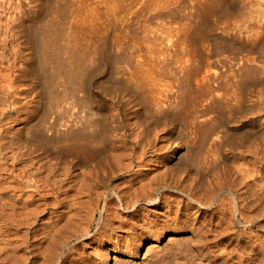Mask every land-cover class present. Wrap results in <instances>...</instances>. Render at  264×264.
I'll return each mask as SVG.
<instances>
[{
    "label": "bare ground",
    "instance_id": "bare-ground-1",
    "mask_svg": "<svg viewBox=\"0 0 264 264\" xmlns=\"http://www.w3.org/2000/svg\"><path fill=\"white\" fill-rule=\"evenodd\" d=\"M20 3L19 6L21 5ZM13 18L14 16H12V19ZM15 18L14 21L16 20ZM19 20L16 21L19 22ZM14 21H12V26L15 24L13 23ZM20 22L19 24H21ZM16 24L17 26L19 25L18 23ZM29 37L32 41L31 47L36 52L35 58L33 56V61L26 57V55L17 54L18 56L15 59L17 64L12 65V69H8V66L6 69L0 68V103L5 105V102H7V107L13 109L12 111H14L15 114V117L11 116L13 114L7 117V109L0 108V254L1 250L5 249L12 240L18 239L20 242L19 246L23 245V247H28L29 251L31 250L26 254V257H22L24 259H22V261L23 263L25 262V264L29 259V262H31L30 264H138L137 259L141 258V262L145 263L152 253L155 254V251L159 250V242L163 239L166 240L168 245L177 244L179 241L178 239H180L179 235L185 233L188 229H184L183 226L169 231L162 227H160L161 229L153 228V223L155 222L152 220L154 218L156 219V217L152 220H150V217V221H147V218L144 217L145 215L141 217L140 214L142 212H138L140 209H138L139 203L143 201L146 207L155 206L160 208L167 202L169 194L167 197L165 194L168 192L177 193L186 201L192 203L191 205H195V209L197 208L195 212H198L199 209L202 208L212 207L211 205L215 201L217 202V199L220 196L216 191L218 188L216 181V187H211L213 186V183L207 188L205 187L206 193H203H205L204 195L207 194L206 196H202L198 193L202 180H206L200 177V173V175L197 176L196 170L195 176H193L195 168L191 169V165H194L197 159L194 157L191 158L193 153L190 150L186 151L187 155L185 154L183 156L184 158L181 157V146H176L177 134L182 132L178 130V122L179 124H182V127L185 129L184 131L188 130L191 134H196L198 131L201 133L200 138H198L200 141L198 142H200L199 146L202 148L209 142L214 132V129H211L210 127V129L207 128L202 130V122L203 124L204 121L206 123L209 114L214 111V107H220L219 105L217 107V100L222 101L225 99L228 103L226 107V109L228 108V111L225 110V112H231V114H228L232 116V118L230 117L232 120L230 122L228 120L230 125L228 124L225 129L230 136L226 141L222 138L223 136L220 137V139L222 138L224 141L222 139L219 141L218 136V138L211 139L212 141L210 144L212 145L213 143L212 146L214 149L216 151L219 150L218 154L219 152L221 153V155H219L222 156L221 162L223 160L225 164L224 167L227 165L228 159L230 158L225 152V146L230 147L229 153L231 155H233V151L239 147H246L245 149L251 153L256 151V149L251 151L249 149L250 146L247 148V144L253 140L251 138L254 136H250V129H260L259 126L264 124V119H262V121H258L261 123L260 125H255L258 122L254 119V116L252 117V115L264 111V108H261V105H264L261 100V93H259V96L257 95L258 98H251L253 100L250 101L248 98L250 96L247 95L248 93L243 94L242 92L238 93V91L236 93V89L235 92H233L234 90L231 91V88L233 89L235 86L239 89L246 85V78L240 76V74H242V71L248 78L247 75L250 73L246 63L250 64L251 59L248 62L246 59L242 58H239V61L234 59L235 61L230 65V69L232 70L230 71L229 69L228 73L229 63H220L222 66L224 64V66L227 65L226 67H228L227 69L220 68L221 72L218 71V68H216L217 70L213 69L214 71L212 70L213 72H210L209 69L211 66L207 69L208 67L206 68V66L208 65L206 64V66H203L204 62H198L197 60L193 62L188 59H177V57H175L176 59H170L168 56L162 57V48V51L159 53V50L157 51L158 54L156 55H158V57L154 55V59L151 57V60H145L146 58L144 59V57L143 60H130V58H125L124 60L121 59L120 55V58L117 57V55L115 57L110 55L111 57H109L108 60L109 63H111V67L110 72L108 73L109 76H107L108 79L111 78L112 81L110 80V82H107V85L105 84L106 86L103 88L101 87L108 100L107 105L106 103L105 105H102L99 104L100 102L94 103V98L89 89V78H92L90 75L94 72L95 63L91 64L89 61L78 60L76 55L74 56L73 54V56L77 58V60L74 58L76 62L73 61V64H70L71 68H68L69 70L64 68L65 70H68L66 82L69 85V88L68 91L66 90L68 92L67 94L65 90H61L65 88H62L63 82H56V74H50L51 71L49 74L45 73L48 70L46 65L48 63L53 64L51 69L55 66L56 70H62L64 67V62L62 60L63 57L60 59L57 52L51 53V51L48 50L49 47L47 43L45 46L43 45L41 51L39 38L41 39L42 37L39 33L30 31ZM44 41L46 42L47 40L44 39ZM44 41L40 43L44 44ZM32 48L30 49L32 50ZM154 48L155 47L153 46V49ZM44 49L47 50L45 51ZM21 51L22 50L19 52ZM29 52L27 50V55H29ZM38 52L43 56L44 62L42 61L41 64H38L40 59L37 61ZM171 53H173V50ZM64 69L62 71L63 74L66 73ZM254 69L257 70L258 68L255 67ZM29 71H38L37 77L44 86V89L46 85H50L54 80L56 82L54 86H61L60 91L58 90L56 92L57 89L55 90L56 93L53 96L54 101L51 100V105L53 107L52 110L54 112L53 118H51L52 116L50 117L52 120H45L48 115L47 109L51 106L49 103L50 106L48 105L47 108H43L39 122L40 129L34 133V136L36 135V137H34L35 139L40 140L41 138L51 147L49 150L48 148H42L43 150H41V153H37L36 150L33 149V146L30 147L31 144H29L28 147L26 146L27 144L24 145L27 141H25L24 136L22 135L23 133L21 134L16 127V131H14L15 128L8 131V134L12 133V135H9L10 138H7V119L9 122L13 120H20L21 122V119L23 118L22 116H19V113L21 112V105L26 104L27 101L24 98L23 100L25 101L20 99L22 104H20L21 102H18L19 99L16 96L19 95V89L16 84ZM59 73H61V71ZM255 75H257V72ZM238 76H240L239 78H242V80L240 79L235 83L234 81L238 80L235 78ZM228 77L233 79L231 80L233 81L232 83H228L230 79ZM247 82H249V80ZM99 91L101 92V90ZM22 93H25V91H22L20 95H22ZM80 94H82V96H80ZM67 100L71 102L70 106L72 107H68L69 105H67L68 110L71 108L73 111V114L70 116V112L66 114V108H64L66 105L63 104L64 102L68 104L69 102ZM29 104L31 103L28 102V105ZM82 107L84 109H82ZM80 108L84 110L83 112L85 113L84 114L80 111V113L84 115L82 116L83 118L78 116L81 115L78 112ZM124 119L126 120L125 123L123 122ZM22 120L26 121V119ZM161 126L163 127L160 129ZM31 134L32 133H30V135ZM182 134L185 135L184 132ZM19 138L23 140V144H20L21 148H25V153H22V155L24 156L26 154V157L24 156L25 158H27V155L29 156V165H23L25 167L24 171L21 170L23 169L21 168L23 166H20L19 168L21 172L7 171V155L5 153L7 152V146L12 145L14 148L13 144L21 141H19ZM216 139L219 142H217ZM21 150L19 149L17 153ZM239 151L240 150L238 149L236 153H239ZM244 151L247 152L246 150ZM255 154L256 153L254 152V155ZM258 156L255 155L254 157L257 159ZM209 157H211V155ZM262 157L264 156H261V158ZM193 158L196 161L193 160ZM205 159H208V157H205ZM233 168H235V166ZM224 169H221L222 175L225 178H232L230 175L231 171L230 173L226 171L224 172ZM245 169L243 167L239 169L241 174L239 172L237 173H239L240 176H237V173H234L236 177L233 175L235 180L234 182L231 181V185H234V188L236 189H234L236 191L235 193H241V191L244 189L246 190V187L248 186L245 177L248 176L249 171H247L248 169ZM112 180H114V183ZM224 188V192L230 195L232 194L230 192L232 189L229 191V188L231 187L227 186ZM225 201H227V199ZM186 204L188 205L187 202ZM150 210L153 209L150 208ZM177 211H179V208ZM144 212L146 213L147 211ZM161 214L163 213H160V215ZM256 214L254 213L255 216ZM96 215H98L97 220ZM161 217H163V215ZM164 217L168 216L165 215ZM164 217L163 219H165ZM181 219L180 221H182ZM193 231H190V233L195 235L196 230ZM8 239L10 242L7 241ZM14 241L16 242L17 240ZM198 241L199 240L197 239L195 242ZM17 244L18 243H15V246ZM77 246L78 248H82V251L72 259V256L74 255L73 252L75 251L74 249L75 247L77 248ZM10 248H8V251H14ZM12 254L13 253L11 252V255ZM8 255L10 256V254ZM7 257L8 256L5 258ZM18 260H21V257L20 259L18 258Z\"/></svg>",
    "mask_w": 264,
    "mask_h": 264
},
{
    "label": "rangeland",
    "instance_id": "rangeland-1",
    "mask_svg": "<svg viewBox=\"0 0 264 264\" xmlns=\"http://www.w3.org/2000/svg\"><path fill=\"white\" fill-rule=\"evenodd\" d=\"M20 1L19 0H10V1L0 0V58H1L0 68L6 69L8 66V69H12V65L17 64L15 61L16 57L20 54L26 55V57H28L29 59H31V61H33V56L35 58L36 52L31 47L32 41L29 39L30 38L29 33L30 31L37 32L41 35L42 37L41 39L43 41L44 39L47 40L46 42L44 41V44L43 43L41 44L40 42H43V41L39 38V45L41 46V51H42L43 45L45 46L47 43L49 47L48 50H50L51 53L57 52L60 59H62L63 57L62 59L64 62L63 69L64 68L70 69L71 68L70 64H73V61H75V59L77 60V58L78 60H82V61L84 60L86 62L89 61L91 64L95 63L94 70H93L94 72L90 75V77L92 78H89L90 79L89 89L94 98V103L100 102L99 104L105 105L106 103L107 105L108 103L107 96L102 91V88L106 86L107 82H110L111 80V78L108 79V76H109L108 73L110 72V67H111V63H109V60H108V58L111 57L110 55H112V57H115L116 55L117 57H119L120 55L121 59H124V60L125 58L126 59L130 58V60L131 59L143 60V57L144 59L146 58L145 60H151V57L153 59H154V55L158 57V55L156 54H158L160 51L163 50L162 51L163 54L161 55L162 57L168 56V58L170 59H176L175 57H177V59H188L193 62H195V60H197L198 62H202V63L204 62L203 66H206L207 64L208 65L206 66V68L208 67L207 69H209V67L211 66L209 69L210 72L217 70L216 68H218L219 69L218 71L221 72L220 68L227 69L229 67L227 71L228 73H229L230 65L235 60L239 61V58H242V59H246L248 62L251 59L250 64L246 63L249 68L248 70L250 73V74L248 73L249 75L247 74L246 75L250 79H248L245 76V74H243V72L240 70L242 73L240 74V76H244V78H246V85H245L246 87L244 86L245 88L240 87L239 89H237L238 87L235 86V88L233 89L231 88V91L234 90L233 92H235V89H236V93L237 91L238 93L242 92L243 94L248 93L247 95L250 96L248 97L250 101L258 98V96L260 95L259 93H261L262 99L260 97L259 98L262 100V103H264V63H262L264 62V0H158V1L156 0H47V1L46 0H37V1L36 0H27V1L20 0ZM19 3L21 4L20 6H19ZM83 5H85L86 7ZM18 7L19 8L21 7V8L19 9ZM12 16H14V18L18 17V18H15L17 21L20 18L21 22L20 20L19 22L21 24H19V22H17L16 20L14 21V18L12 19ZM11 20L14 21L13 23H15L13 24L14 27L12 26ZM16 23H18L19 25L17 26ZM130 26H133V27H130ZM135 33H137L138 35ZM153 46L155 47L154 49H153ZM156 47L159 49H157ZM30 48H32V50ZM18 50L19 51L22 50V51L19 52ZM27 50L28 52L31 50L28 53L29 55H27ZM44 50L46 51L47 49H44ZM172 50H173V53H171ZM38 53H39L38 54L39 58L37 57V61H39L40 59L38 64H41L43 61V56L42 54H40V52ZM125 53H126V56H125ZM73 54L74 56L76 55L77 58H75ZM199 58H200V61H199ZM221 62H223L224 64L229 63L228 67H226L227 65L224 66L223 63H222L223 64L222 66L220 64ZM217 64L221 67H219ZM46 65L49 71L47 70V72L45 73L49 74V72L51 71L50 74H53V75L56 74V77H55L56 82L57 81L63 82L62 88L63 87L65 88L61 89L60 88L61 86L59 87L54 86L56 84L54 80L55 83L52 82L50 85H46L44 89V86L42 85L41 81H39V78L37 77L38 71L27 72L25 76H23L19 80V82L16 84V86L19 89V93H18L19 95L17 94L18 96H16L19 99V100L17 99L18 102L19 103L21 102L20 104H22V101H25L23 100L24 98L27 101L26 104L21 105L22 113L21 112L19 113L20 114L19 116L23 117V118L22 117H19V118L26 119V121L21 119V122L20 120L19 121L13 120L9 122L7 119V135H8L7 138H10L9 135H12V133L8 134V131L16 127L17 130L19 129V132H21V134L23 133L22 135L24 136L25 141H27L24 143V145L27 144L26 146L28 147L29 144H31L30 147L33 146V149H35L37 153H41L42 152L41 150H43L42 148H46V149L48 148V150L51 149V147L48 146V143L43 141L41 138L40 140L34 138L36 137V135L34 136V133H36L37 130L40 129L39 122H40V117L43 112V108L44 107L47 108L49 103L51 105V100L54 101L53 96L58 90L59 91L60 89L65 90V92L68 94L67 91L69 88V85L66 82L67 71L69 69L68 70L64 69L66 73L63 74L62 73L63 69L62 70L59 69L61 71V73H59L60 71L56 70L55 66L53 68L55 71L51 69L53 67V64L48 63ZM255 67L258 69L257 70L254 69ZM95 68L97 72L95 71ZM231 70L232 69H230V71ZM256 72H257V75H255ZM240 76L235 78V79H238L234 81L235 83H237V81H239L240 79L242 80V78H239ZM231 80L233 79L230 78L228 83H232L233 81ZM248 80L249 82H247ZM99 90H101V92ZM22 91H25V93H22V95H20ZM80 96H82V94H80ZM67 101L69 102V100ZM28 102L31 104L28 105ZM217 102H218L217 107L219 105L221 107L219 108L222 110L214 107L213 108L214 111L212 110L213 112L209 114L210 118L208 117L207 120L205 119L206 123L204 120H202L204 121V124L201 121L202 130L207 129L209 127L211 129H214L212 138H210L209 142L205 144L202 148H200L199 146L200 142H198L200 141V139L198 138H200L201 133H199L198 131V133L196 132V134H193V133L191 134V132H188V130L184 131L185 130L184 127H182V124L181 123L179 124L178 122V125H179L178 130L182 132H180V134H177L178 138L176 137V140L178 142L176 141V146L177 145L181 146V152H180L182 155L181 157H183L185 154L187 155L186 151L190 150L193 153L192 154L193 156L191 155V158L194 157L199 162L198 163L193 158V160L196 161V162L194 161L195 162L194 165H191L193 167V168L191 167V169L195 168L194 171L192 170L194 172L193 176H195V172L197 171L198 174L196 172V175L197 176H199L200 174L204 175L205 177L201 175L200 177L204 178V180H206L207 182L202 180L198 193L201 194L202 196H206L207 194L204 195L206 193L205 192L206 188L212 185L213 183V186L211 187H216V185L218 184L217 185L218 188L216 189V191L219 193L220 197L217 199V202L215 201L211 205L212 207L199 209L198 212L197 211L195 212V210L197 209V208L195 209L196 207L195 205H191L192 203H189L181 195L179 196V194L177 193L175 194L174 192H170V193L168 192L167 194H165L166 197L169 194L168 196L169 198L167 199V202L164 203L160 208H157L155 206L146 207L144 205V202L141 201L139 203L138 209L139 208L140 209L138 212L139 213L142 212L140 216L143 217L145 215L144 217L147 218V221H150L154 217H156V219L154 218L152 220L153 222H155L153 223V228L162 227L165 230L169 231L177 227L179 228L180 226H183L184 229H188V230H186L185 233H182L179 235L180 239H178L179 241L177 240L178 241V243L176 242L177 244L168 245V243H166V240L162 238L163 240L159 242V246H158L159 250L155 251V254L152 253V255L149 256V258L146 260L145 263L141 262L142 261L141 258L137 259L138 264H142V263L143 264H156L158 262H159L158 264H217V263L218 264H260L261 262L264 263V229H262L264 228V176H262L264 175V162H261V161H264V157L261 158V156H264L262 155L264 154V124L259 123L260 120L262 121V119H264V111L260 112L259 114L256 113L257 115L256 114L252 115V117L254 116V119L257 122L259 121L255 125L257 126L258 124L259 125L261 124V125L259 126L260 129L258 128H254L253 130L250 129V136L252 135L254 136H252L253 138H251L253 140L249 142L250 145L247 144V148H249L250 146L249 149L251 151H254V149H256V151H254L256 153L255 155L257 156L259 155L257 159L256 157H254L255 156L254 152H252L253 153L252 155L250 151L245 149L246 147H243L244 149L240 147L238 148L240 150L239 151L240 154L236 153L238 151V149L236 148L235 151H233V155L235 156L234 157L233 155L229 153L230 147L225 146L224 148L226 150L225 152L227 153V155H229L230 158L228 159L227 165L224 167L225 164L223 160L221 162V159H222V156H220L221 153L219 152L220 154L219 155L218 154L219 150L216 151L214 147L212 146L213 143L212 145L210 143L213 140V138H218V136H219L218 138L219 141H221L222 138L225 139V141L229 138L230 134H228V132H226L225 129H226V126L229 124L228 120L229 122L232 120L231 119L232 116H230L231 112H225V110L228 111V108L226 109L228 103L225 99L222 101L217 100ZM70 103L71 102H69L68 104H66L65 102L63 103L64 105H66L64 107L66 108L65 109L66 114H68L69 112L71 113V114L69 113V116L73 114ZM0 105H1L0 108L7 109V112H8L7 117L11 114H13L11 116L15 117L14 111H12L13 109H10L9 107H7V102H5V105L3 103H0ZM67 105H69L68 107H71L70 108L71 110L70 109L68 110ZM262 106L264 105H261V108H264ZM52 109H53L52 105L50 106V108L47 109L48 115L46 116L45 120H52L50 119L51 116H52L51 118H53L54 116V112ZM82 109L84 108L82 107ZM82 109L80 108L78 112L79 113L80 111L83 112L84 110ZM212 113L216 115H213ZM224 113H226L227 115ZM80 114L81 115H78V116L80 117L84 116L82 115V113ZM228 117L229 118L231 117V118L229 119ZM125 121L126 120L124 119L123 122L125 123ZM10 125L12 126V128ZM111 125H115V124H111ZM162 127L163 126H161L160 129ZM16 128L14 131H16ZM183 132L185 135L182 134ZM30 133L32 134L30 135ZM220 137L222 138L220 139ZM20 140L21 139L19 138V141ZM20 142H15V144H13L14 148L18 147V148H15L16 150L13 148L12 145L7 146V150H6L7 152H5L7 155V156L5 155L7 159V171L10 170L14 172H21L19 168L20 166L29 165L28 164L29 156L27 155V158H25L26 154L24 155L25 157L22 155V153H25L24 152L25 148L23 147L24 149L23 150L20 146V144H23L22 143L23 140H21ZM16 143H18L19 145ZM19 149L20 150L22 149V150L19 153H17ZM244 150H246L247 152H245ZM207 151L209 152V154ZM210 155L213 158L209 157ZM204 156L208 157L209 160L205 159ZM11 159H12V164H11ZM24 166L21 167L23 168L21 169L23 171L25 170ZM234 166L235 168H233ZM242 167L244 169L246 168L245 170L248 169L247 170L249 171L248 176L249 175L251 176V173H252L253 177L252 176H251L252 178L250 176L245 177L247 179L245 181L248 183L246 190L245 189L242 190L243 192L241 191V193H235L236 189L234 188V185L233 186L231 185L232 184L231 181L234 182L236 175L240 176L239 169H241ZM221 169L222 170L224 169V172L226 171L230 173L231 171L230 175L232 176V178L230 177L225 178L221 173ZM234 173H237V174L235 175ZM233 175L235 177H233ZM221 180H224V181H221ZM112 181L114 183V180ZM215 181L217 182V184ZM227 186L231 187L229 188V191L232 189L230 192L233 194V197H232V194L230 195L224 192L225 190L224 187H227ZM226 199L227 201H225ZM186 202L188 203V205L186 204ZM150 208H152L153 210H150ZM178 208L180 212L177 211ZM223 208H224V212H223ZM144 211H147V212L145 213ZM160 213H163V214L160 215ZM254 213L255 214L257 213L256 216L254 215ZM155 215H158V216H155ZM162 215L163 217L165 215H167L168 217H164L165 219H163V217H161ZM179 217H181L182 219ZM160 218H162L163 220ZM97 219H98V215H96V220ZM180 219L182 221H180ZM189 229L190 231L196 230V234L198 235L191 234ZM187 237L189 238V240ZM195 238H197L199 241L195 242L197 240ZM14 240L18 241V239H14ZM14 240L10 242L8 239L7 241L10 242V243L8 242L10 245L7 243L9 247L7 245L6 247L7 249L5 248L8 251V248L11 247L10 249H13L14 251L10 249L9 250L13 254L11 255V252L10 251L7 252L5 249L1 250L0 264H18V263L25 264V262L23 263L22 259L26 257V254H28L31 250L29 251V248L26 246L24 247L23 245L19 246L20 242L19 241L15 242ZM15 243H18V244L15 246ZM79 248L78 246L77 248L75 247L74 250L75 251L79 250V251L78 252L74 251L75 253L73 252L74 255L72 256V259L73 257L75 258L79 254V252L82 251L81 250L82 248L80 249ZM17 251H19L20 253ZM22 252H24L25 254ZM7 253L10 254V256ZM2 254L5 257L6 256L8 257L5 258ZM245 254H248V255H245ZM20 257H21V260H18V258L20 259ZM29 261H27L26 264H30L31 262Z\"/></svg>",
    "mask_w": 264,
    "mask_h": 264
}]
</instances>
